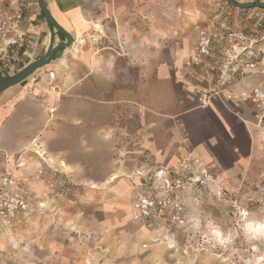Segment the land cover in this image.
Segmentation results:
<instances>
[{
  "label": "crops",
  "instance_id": "1",
  "mask_svg": "<svg viewBox=\"0 0 264 264\" xmlns=\"http://www.w3.org/2000/svg\"><path fill=\"white\" fill-rule=\"evenodd\" d=\"M43 1L59 26L73 40L83 41L74 46L78 54L67 57L64 65L58 60L41 67L58 69L54 80L47 76L46 81L36 71L0 91V171L14 174L13 191L23 193L19 186L28 172L25 154L34 147L64 166L61 169L75 181L100 186L118 172L125 176L149 168L166 173L194 159L199 160L195 168H217L223 180L245 167H264V132L258 121L264 107L251 97L252 87L264 89V43L245 57L253 67L231 65L228 61L239 53L233 47L213 72L197 59L196 48L180 43L192 37L195 20L193 8L182 7L179 0ZM5 3L9 15L19 9L22 13L12 29L26 33L27 48L18 68L0 77L45 55L53 35L54 44L65 41L49 26L36 0ZM207 90L214 93L202 107L195 98ZM125 178L118 181L126 187L116 185L111 191L132 194L128 183L137 180ZM18 218L7 221L12 225ZM134 244V250H141L140 242ZM1 247L0 264H19L17 259L27 261L35 254L4 257ZM46 252L52 264L65 259Z\"/></svg>",
  "mask_w": 264,
  "mask_h": 264
},
{
  "label": "rangeland",
  "instance_id": "2",
  "mask_svg": "<svg viewBox=\"0 0 264 264\" xmlns=\"http://www.w3.org/2000/svg\"><path fill=\"white\" fill-rule=\"evenodd\" d=\"M178 4L193 8L194 33L180 43L196 48L199 61L218 72L226 61L225 51L235 47L239 53L235 52V58L228 61L231 65L253 63L245 57L250 49L264 43V11L238 8L225 0H179ZM6 5L5 0H0L2 8ZM202 36L211 38L208 56H200L197 51ZM85 42L84 39L82 47ZM262 57L257 56L256 62ZM42 68L34 72H42L48 81L47 69ZM198 98L195 103L202 106ZM259 112L258 121L264 132V110ZM204 116L209 118L208 114ZM242 142L246 143L243 138ZM26 155L28 164L24 168L28 172L21 177L19 187L31 210L17 215L19 218L12 225L0 222L4 257L13 256V252L18 253V258L30 256L25 254L27 251L35 253L27 261L17 259L19 264H52L46 251L64 256V260L60 259L62 264H264V236L251 238L244 230L248 222L264 221L262 165L245 167L227 181L217 168L209 171L195 168L193 162L185 163L166 172L172 178H181L182 187L176 191L160 189V181H151L158 170L144 168L139 171L145 173L125 172L132 183L137 180L128 183L133 185L132 194H115L111 188L126 187L118 181L126 179L122 172L111 179L113 174L101 186L95 182L79 183L72 173L49 166L34 151ZM203 170L210 172L214 180L203 181ZM155 190L158 193L153 194ZM142 200L161 202L164 208L146 216ZM177 205L182 206L180 219L175 218ZM135 242H140L141 250L133 249Z\"/></svg>",
  "mask_w": 264,
  "mask_h": 264
},
{
  "label": "built area",
  "instance_id": "3",
  "mask_svg": "<svg viewBox=\"0 0 264 264\" xmlns=\"http://www.w3.org/2000/svg\"><path fill=\"white\" fill-rule=\"evenodd\" d=\"M21 5V4H20ZM4 8L0 6V74L3 72H9L16 70L19 66V60L24 54V50L27 48V38L26 33L20 32L18 28L15 30L12 29V25L15 22L22 20V13L20 9L17 13L9 15L5 12ZM82 39H74L70 47L63 48L54 55L51 60V64H56L61 58L75 57L74 46L76 44H81ZM211 38L209 36L200 37L197 43V51L200 56H208L211 50ZM250 67H253V63L248 64ZM65 69H68V65L65 66ZM47 76L50 80L55 79L56 71L52 68H48ZM52 91H55L54 86H50ZM213 91L207 90L202 92L199 97V101L202 106H207L209 100L213 96ZM251 97L253 101L259 106L264 107V89L259 86H254L251 88ZM193 165H198V159H194ZM162 171H157L151 178V181L154 184L157 181H160V189L167 190H179L182 187L181 178H172L169 174L163 173ZM203 181H213V175L206 171H202ZM16 185V180L14 174L9 170L0 171V221L3 223L8 222V218L14 217L17 215L27 214L30 211L29 200L27 196L23 193L13 191V187ZM158 189V188H157ZM158 193L157 190L153 194ZM141 207L143 213L146 216L152 211H162L164 206L161 202H148V200L141 201ZM176 219H180L182 206H176Z\"/></svg>",
  "mask_w": 264,
  "mask_h": 264
},
{
  "label": "water",
  "instance_id": "4",
  "mask_svg": "<svg viewBox=\"0 0 264 264\" xmlns=\"http://www.w3.org/2000/svg\"><path fill=\"white\" fill-rule=\"evenodd\" d=\"M231 5L238 7V8H248L252 6L256 7H263L264 8V2L258 1V2H236L235 0H226ZM45 20L49 24V26L52 28V30H56L60 34H62L65 37V41L61 42L59 44H54V35L52 36V43L48 51L45 55H43L41 58L29 63L24 68H22L17 73L11 75V76H5L0 77V91L11 87L24 79H26L30 74H32L35 70L45 66L48 64L51 59L54 57V55L61 49L70 47L73 43V38L70 36L68 32H66L59 24L54 20L51 13L48 11L45 3L43 0H36Z\"/></svg>",
  "mask_w": 264,
  "mask_h": 264
},
{
  "label": "clouds",
  "instance_id": "5",
  "mask_svg": "<svg viewBox=\"0 0 264 264\" xmlns=\"http://www.w3.org/2000/svg\"><path fill=\"white\" fill-rule=\"evenodd\" d=\"M244 230L251 238L264 236V221L248 222L244 225Z\"/></svg>",
  "mask_w": 264,
  "mask_h": 264
},
{
  "label": "bare ground",
  "instance_id": "6",
  "mask_svg": "<svg viewBox=\"0 0 264 264\" xmlns=\"http://www.w3.org/2000/svg\"><path fill=\"white\" fill-rule=\"evenodd\" d=\"M79 52V49H74V52L73 54L76 56ZM60 64L61 65H64L65 64V58H61L59 60ZM59 66V65H58ZM58 70V69H57ZM33 151L40 157V159H42L45 163H47L49 166H58L57 162L55 160H53L51 157H48L45 153L44 150H42L41 148L39 147H34L33 148ZM59 168H64V166H58ZM119 176V175H118ZM117 176L114 174V176H112L111 179H114L116 178ZM110 181V180H109Z\"/></svg>",
  "mask_w": 264,
  "mask_h": 264
},
{
  "label": "trees",
  "instance_id": "7",
  "mask_svg": "<svg viewBox=\"0 0 264 264\" xmlns=\"http://www.w3.org/2000/svg\"><path fill=\"white\" fill-rule=\"evenodd\" d=\"M226 1V0H225ZM227 2V1H226ZM255 2H258V1H255ZM228 3V2H227ZM229 5H231L230 3H228ZM260 9L261 11H264V8L263 7H256V6H252V7H248V8H242V9H246V10H249V9ZM262 15H264L263 13H261ZM261 19V18H260ZM264 38V37H263Z\"/></svg>",
  "mask_w": 264,
  "mask_h": 264
}]
</instances>
